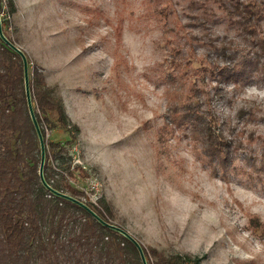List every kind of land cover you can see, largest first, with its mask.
Here are the masks:
<instances>
[{
  "label": "rangeland",
  "instance_id": "374dc122",
  "mask_svg": "<svg viewBox=\"0 0 264 264\" xmlns=\"http://www.w3.org/2000/svg\"><path fill=\"white\" fill-rule=\"evenodd\" d=\"M13 3L4 34L28 59L26 88L37 67L79 126L75 137L46 126V138L67 147L72 169L88 172L77 168L70 178L83 199L105 198L111 222L161 254L264 264V78L259 70L252 78L224 74L231 59L221 45L230 52L249 42L219 3ZM244 53L236 58L243 62ZM176 105L209 111L230 142L226 167L205 155L190 123H171ZM241 107L252 115L239 119Z\"/></svg>",
  "mask_w": 264,
  "mask_h": 264
},
{
  "label": "trees",
  "instance_id": "16d2710c",
  "mask_svg": "<svg viewBox=\"0 0 264 264\" xmlns=\"http://www.w3.org/2000/svg\"><path fill=\"white\" fill-rule=\"evenodd\" d=\"M3 1L9 14L13 13V0H0V6ZM216 1L249 42L247 49L230 52L221 45V54L231 59L224 74L252 78V72L259 70L264 78V0ZM7 24L5 21V27ZM243 50L246 59L242 62L235 54ZM25 63L28 67L25 53L21 55L0 36V264H199L191 256L164 255L145 248L111 222L105 198L96 203L83 199L85 193L70 178L77 168L83 177L88 172L80 166L72 169L67 147L46 138V126L58 125L71 136L79 132V126L71 121L62 99L37 67L26 88ZM54 114L57 123L50 119ZM208 114L194 105H176L171 107L170 121L178 127L190 123L205 155L226 167L230 142L212 126ZM248 115H252L251 109L238 110L239 119ZM47 221L51 223L49 234ZM69 225L76 229L72 237L66 233L62 239ZM59 257L62 262L55 260Z\"/></svg>",
  "mask_w": 264,
  "mask_h": 264
},
{
  "label": "built area",
  "instance_id": "2783aa9c",
  "mask_svg": "<svg viewBox=\"0 0 264 264\" xmlns=\"http://www.w3.org/2000/svg\"><path fill=\"white\" fill-rule=\"evenodd\" d=\"M9 18V14L7 15L6 13V5H5V1H3V5L0 6V36L4 39V41L6 43H8L10 46L14 45V43H12L13 41H11L9 38L6 37V35L4 34V31L6 29L4 22L7 21V19ZM12 47V46H11Z\"/></svg>",
  "mask_w": 264,
  "mask_h": 264
},
{
  "label": "water",
  "instance_id": "95a60500",
  "mask_svg": "<svg viewBox=\"0 0 264 264\" xmlns=\"http://www.w3.org/2000/svg\"><path fill=\"white\" fill-rule=\"evenodd\" d=\"M12 46V48L13 49H15L17 52H19L21 55H23V53H22V51L21 50H19V49H17V47L16 46H14V45H11ZM24 62H26V58H25V56H24ZM25 68H26V74H27V63H25ZM28 88V87H27ZM28 100H29V102H30V97L28 98ZM31 104V103H30ZM29 104V105H30ZM31 106V105H30ZM44 160V159H43ZM43 164H44V161H43ZM42 168H43V165H42ZM41 172H42V170H41ZM124 234V233H123ZM124 235H126V236H128V237H130L129 235H127V234H124ZM131 238V237H130ZM133 239V238H132ZM136 240H134L133 239V242H135ZM135 243H137V242H135Z\"/></svg>",
  "mask_w": 264,
  "mask_h": 264
}]
</instances>
